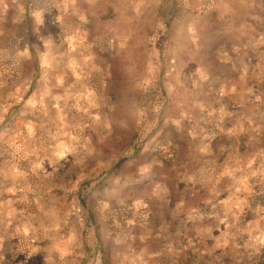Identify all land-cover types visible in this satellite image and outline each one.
<instances>
[{
  "label": "rangeland",
  "instance_id": "obj_1",
  "mask_svg": "<svg viewBox=\"0 0 264 264\" xmlns=\"http://www.w3.org/2000/svg\"><path fill=\"white\" fill-rule=\"evenodd\" d=\"M0 264H264V0H0Z\"/></svg>",
  "mask_w": 264,
  "mask_h": 264
}]
</instances>
